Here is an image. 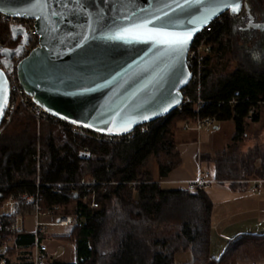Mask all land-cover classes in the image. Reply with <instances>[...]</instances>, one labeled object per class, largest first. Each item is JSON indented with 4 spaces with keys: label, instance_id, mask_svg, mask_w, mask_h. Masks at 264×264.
<instances>
[{
    "label": "trees",
    "instance_id": "16d2710c",
    "mask_svg": "<svg viewBox=\"0 0 264 264\" xmlns=\"http://www.w3.org/2000/svg\"><path fill=\"white\" fill-rule=\"evenodd\" d=\"M225 14V23L209 33L212 51L203 57L199 92L206 101L200 111L203 116H211L216 121L233 120L235 123L236 134L228 152L243 137L247 118L259 120L258 107L264 101V63L261 67L251 68L240 64L227 76L212 80V69L209 68L211 58L218 50L232 46L231 39L225 40V37L233 34L234 16L229 12ZM10 31V25L0 18V37ZM20 44L21 39L17 38L9 41L8 47L16 49ZM186 88L190 89V101L184 104L183 109H176L168 116L150 122L147 131L137 127L133 135L125 140L109 142L97 139L92 136L95 132L91 130H88L92 134L88 138L85 134L61 127L68 141L57 145L53 139H48L40 152L39 165L40 140L33 126L29 125L15 135L2 132L0 207L10 195L33 193L39 189L42 211L58 205L60 214L65 208L76 219L71 231L54 236L76 244L77 262L52 260L51 264H173L176 255L182 251H189L192 260L200 264L264 260V234L252 233L231 242L219 258L213 257L210 253L212 202L206 190L199 186L190 190L188 185L169 188L144 170L151 156L158 157L162 178L180 164L175 133L181 123L193 120L199 96L197 85L190 84ZM234 98L236 102L231 103ZM20 111L32 117L25 108L19 107L7 125ZM84 150H88L90 156H83ZM167 156L171 159H166ZM88 176L92 182L80 184ZM221 176L218 173L217 178ZM92 192L101 202L100 208H93L90 200L86 201ZM114 197L125 206H130V210L122 215L112 231L107 232V204ZM34 212L32 204L21 201L18 213ZM145 221L151 227L153 223H159L166 226L173 224L175 228L172 233L165 229L160 233L146 225V231L142 227ZM0 240L8 245V251L13 256L20 248L34 246L35 233L27 230L14 234L0 232ZM106 240L112 241V245L104 247Z\"/></svg>",
    "mask_w": 264,
    "mask_h": 264
},
{
    "label": "water",
    "instance_id": "95a60500",
    "mask_svg": "<svg viewBox=\"0 0 264 264\" xmlns=\"http://www.w3.org/2000/svg\"><path fill=\"white\" fill-rule=\"evenodd\" d=\"M224 0H0V12L34 18L39 45L18 65L23 88L48 112L103 134H130L166 117L183 102L189 84L187 54L195 34L214 17L255 16L248 0L240 10ZM131 21L149 27L193 31L182 56L163 45L110 39ZM159 18V19H158ZM191 21V23L189 22ZM203 21V22H201ZM264 27V23L257 24ZM15 35L23 33L13 29ZM26 43L3 54L12 59ZM10 81L0 69V122Z\"/></svg>",
    "mask_w": 264,
    "mask_h": 264
},
{
    "label": "crops",
    "instance_id": "0c3cea01",
    "mask_svg": "<svg viewBox=\"0 0 264 264\" xmlns=\"http://www.w3.org/2000/svg\"><path fill=\"white\" fill-rule=\"evenodd\" d=\"M254 62L261 64L260 67L262 66L264 63V47H261L259 54L254 58ZM263 102L261 101V103ZM250 120L251 118L248 117L247 125L251 122ZM259 121H261L260 113L259 120L253 123L256 125ZM218 122L220 121L213 124L211 134L217 136L214 134L217 132L223 133L227 140L218 148L212 145L207 148L204 147L203 129H184L180 126L175 133V141L181 162L168 176L162 178L158 174V177L155 178L169 188L187 185L189 181L195 180L199 176L213 180L205 190L212 202L210 253L215 258H219L231 242L244 234H264V169L261 170L264 156L259 154L247 155L249 166L244 169L247 172L241 170L244 167H239L245 174H241L239 171L237 175L241 176L232 175L233 173L225 175L226 168L223 166L225 163L221 164L220 167L217 165V159L227 149H230L229 145L235 137L236 127L233 120L221 121L223 125H218ZM203 149H211L210 154H206ZM232 149H241L240 154L242 155L252 153V151H255L254 149H264V128L260 131L251 132L246 129L243 137ZM218 173L222 175V178H217ZM62 209L64 212L61 214L58 210L55 213L41 216V219L52 223L57 215L73 217L70 210ZM25 215L26 230L35 233L34 213ZM75 223L72 222L68 225L52 223L48 225L44 239L48 244L51 260L64 263L77 262L76 244L73 241L54 236V234H61V232L51 229V227H65L62 233H68L73 229ZM9 244L12 245V242L9 241ZM33 254L34 246L20 248L15 255L11 256V264H22L27 260H31ZM173 264L200 263L192 260V254L189 251H182L176 255ZM237 264H264V260L240 261Z\"/></svg>",
    "mask_w": 264,
    "mask_h": 264
},
{
    "label": "built area",
    "instance_id": "2783aa9c",
    "mask_svg": "<svg viewBox=\"0 0 264 264\" xmlns=\"http://www.w3.org/2000/svg\"><path fill=\"white\" fill-rule=\"evenodd\" d=\"M0 18L10 25L11 31L4 37H0V69L6 73L10 81V95L6 106V111L0 122V135L5 129L6 124L12 119L14 113L19 107H24L28 110L37 121H51L54 124L66 128L73 133H83L89 134L85 127L73 124L62 118L56 117L55 115L48 112L43 106L38 104L33 96L28 94L20 83L18 77V65L20 62L28 56L38 45H39V33L37 31L36 21L34 18L23 17V16H12L0 12ZM226 14H220L213 19H211L203 28H201L194 36L187 54V61L192 73L191 80L187 86L197 85V91L200 90V81L202 75V61L206 53L211 52V40L210 35L214 28L218 25L225 23ZM13 29H21L24 32L14 34ZM20 38L21 43L26 40L22 49L16 54L12 59L7 58L3 51L9 49L8 42L14 39ZM186 86V87H187ZM184 88L182 90L184 98L183 102L179 105L178 109H183L184 104L190 101L189 88ZM238 95V92L235 93ZM231 103L236 102V99H232ZM206 101L199 96L195 102L196 114L191 122L184 123V129L195 128L197 130H202L208 124H215L216 119L211 116H203L201 114L202 106ZM142 131H147L150 127L149 123L142 124L138 126ZM92 131V130H91ZM95 132V131H93ZM135 132V131H134ZM133 132V133H134ZM130 134H103L95 132L94 137L110 142H118L121 140L128 139L133 135ZM213 182L211 179H207L199 176L195 180L189 181L187 183L188 189L194 190L196 187L207 188ZM80 184L87 185L85 179L80 181ZM40 183H37L39 186ZM39 189L36 192H24L18 195H10L7 200H5L0 208V232L14 234L16 232H21L26 230L25 218L26 215L18 213V207L21 201L28 204H32L35 207L34 219H35V244H34V254L31 260H27L22 264H51L52 260L49 256L48 244L44 239V235L47 231V227L50 224L56 225H68L72 222H76V219L70 216L57 215L52 223L46 222L41 219V216L55 213L60 207L58 205L53 206V208L42 211L39 204ZM93 208L99 206V202L94 197L91 203ZM11 254L8 251V245L0 240V264H11Z\"/></svg>",
    "mask_w": 264,
    "mask_h": 264
},
{
    "label": "rangeland",
    "instance_id": "374dc122",
    "mask_svg": "<svg viewBox=\"0 0 264 264\" xmlns=\"http://www.w3.org/2000/svg\"><path fill=\"white\" fill-rule=\"evenodd\" d=\"M253 1H254V7H255L253 10L254 13L258 14V19L260 21L264 20V0H253ZM248 2L250 3L252 7L253 6L252 1L248 0ZM233 21H234L233 34L231 36L225 37V40L231 39L232 41L231 48L230 47L226 48L225 46L224 50L222 51L217 49L218 51L214 53L209 63V68L212 69V80H217L220 77L227 76L230 72L234 71L237 67L241 66L240 64H245L249 66L250 68L259 67V65H261V64H257L256 62H254V58L259 54V50L261 49V47H264V36H263L264 30L259 31L256 29L244 28L245 24L239 20V16L233 17ZM258 110L260 113L261 121H259V123L255 125L253 123L254 121L250 120L251 122L247 125V128H246L249 132L257 131V130L260 131L262 128H264V102L259 105ZM28 113L33 117V115L29 111ZM32 117L25 115L23 111H20V113L17 114L8 125L6 124L5 129L3 130V133H7L11 135L20 134V132H23L24 128H26L27 126L29 125L31 127L33 126L36 129V133L38 134V137L40 140L38 147L41 149H38L39 155L37 156V163L39 165V163L41 162L40 152L43 149V147H45L48 139H53L55 144L60 145L62 142L68 141L69 138L65 133H63V131H61L60 126L54 123H50L45 120L39 122L34 117L33 118ZM221 123L222 122L220 121L217 124L220 125ZM181 127H184V123H181ZM212 128H213V125L208 124L202 130L203 135H204L203 137L204 147L207 148L210 145L217 146V148L221 147L222 143L227 141L226 137L223 136V133L220 134L218 132L214 134L217 136H213L211 134ZM82 135L84 134L82 133ZM90 135L92 134L90 133L85 134V136H89L88 138H90ZM203 150L205 151L206 154L208 153L210 154L211 149H203ZM214 150H218V149H214ZM254 150L255 151H252V153H249L246 155L240 154L241 149L228 150V152L218 157L217 165L220 166L221 164L223 165L225 163L223 165L224 168H226V170L224 171L225 175L232 174V173H233L232 175H237V172L239 171L241 174L244 173V171L246 173L247 170H244V169H247V167L249 166L248 165L249 158H247L248 156L255 155V154L264 156V149H254ZM83 156L85 157L90 156V152L88 150H84ZM166 159H171V157L167 156ZM239 167L240 168L244 167L243 169H241L244 171H241ZM262 167H261L262 168L261 170L264 169V161L262 163ZM144 170L149 171L153 175L154 178H157L159 174L158 157L151 156L145 163ZM237 176H241V175H237ZM84 179L86 182H89V183L92 182L89 176ZM89 190H91V188ZM87 197L88 199H86V201L89 202L90 200V204H91L93 198L94 197L96 198L97 196L95 192L94 193L92 192V194ZM101 205L102 204L100 202L97 208H100ZM107 210H108V217L106 219V231L110 232L116 227L117 222H119L120 219H122V215H124L125 213H128V211L130 210V206H125L124 204H122V202L118 198L114 197L110 202H108ZM31 223H32V219H31ZM146 225L150 226L149 222L148 223L146 221L143 222L142 227H144L145 230L147 231L148 227H146ZM150 228L153 231L160 232V233L164 229L166 232L172 233L175 227L173 226V224L166 226V225H161V224L159 225V223H153L152 227L150 226ZM51 229L62 233L65 227H51ZM111 245H112V241L110 242L106 240V244L104 247L106 246L109 247Z\"/></svg>",
    "mask_w": 264,
    "mask_h": 264
},
{
    "label": "snow or ice",
    "instance_id": "6c2138e0",
    "mask_svg": "<svg viewBox=\"0 0 264 264\" xmlns=\"http://www.w3.org/2000/svg\"><path fill=\"white\" fill-rule=\"evenodd\" d=\"M223 7L230 8L233 13L240 10L238 0H224ZM151 24H153L151 19L131 21L129 18L128 26L109 38L123 40L125 43L151 41L153 44L165 46L169 54L182 56L192 39L193 31L196 30L169 31L164 28L149 27Z\"/></svg>",
    "mask_w": 264,
    "mask_h": 264
},
{
    "label": "flooded vegetation",
    "instance_id": "af4514ba",
    "mask_svg": "<svg viewBox=\"0 0 264 264\" xmlns=\"http://www.w3.org/2000/svg\"><path fill=\"white\" fill-rule=\"evenodd\" d=\"M251 1H252V5H253L252 6V13L255 16L254 20H252V22H251L250 18L248 16H246V14H243V16H239V20L245 24L244 28H246V29H256V30H259V31H263L264 27L260 28V27L257 26V24L263 23L264 20L260 21L258 19V14H255L254 11H253L254 8H255L254 7V1L253 0H251Z\"/></svg>",
    "mask_w": 264,
    "mask_h": 264
}]
</instances>
